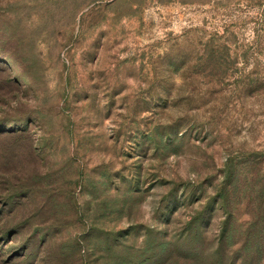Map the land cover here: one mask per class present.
<instances>
[{"label":"rangeland","instance_id":"rangeland-1","mask_svg":"<svg viewBox=\"0 0 264 264\" xmlns=\"http://www.w3.org/2000/svg\"><path fill=\"white\" fill-rule=\"evenodd\" d=\"M0 264H264V0H0Z\"/></svg>","mask_w":264,"mask_h":264}]
</instances>
